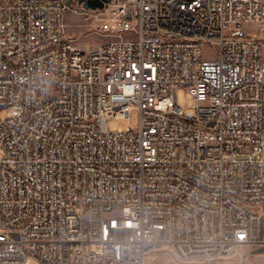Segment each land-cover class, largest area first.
Instances as JSON below:
<instances>
[{
    "label": "built area",
    "instance_id": "obj_1",
    "mask_svg": "<svg viewBox=\"0 0 264 264\" xmlns=\"http://www.w3.org/2000/svg\"><path fill=\"white\" fill-rule=\"evenodd\" d=\"M66 2L0 0V264L264 255V0Z\"/></svg>",
    "mask_w": 264,
    "mask_h": 264
},
{
    "label": "rangeland",
    "instance_id": "obj_2",
    "mask_svg": "<svg viewBox=\"0 0 264 264\" xmlns=\"http://www.w3.org/2000/svg\"><path fill=\"white\" fill-rule=\"evenodd\" d=\"M68 1V0H66ZM101 22L99 19V13L95 11L85 10L78 0H73V2L68 6L64 15V31L68 38L74 39L75 44L82 48L83 50H88L93 48L102 42L106 41L107 38L100 33L99 26ZM216 51L215 46L207 47L205 52L209 55ZM179 103L183 106L185 113L190 112L192 109L188 107L185 99V94L180 91ZM1 119L6 118V112L0 114ZM138 124V112L137 110L132 111L131 118L125 119H115L110 121V129L112 131L123 129L127 130L130 127H135ZM2 143L0 142V152H2ZM162 259L160 254H152L148 258V264H162ZM264 255L258 254L253 256H248L245 259L244 264H263Z\"/></svg>",
    "mask_w": 264,
    "mask_h": 264
},
{
    "label": "water",
    "instance_id": "obj_3",
    "mask_svg": "<svg viewBox=\"0 0 264 264\" xmlns=\"http://www.w3.org/2000/svg\"><path fill=\"white\" fill-rule=\"evenodd\" d=\"M85 10H102L104 8L105 0H78ZM71 1L68 0L66 5L69 6ZM256 253H261L262 249L255 251Z\"/></svg>",
    "mask_w": 264,
    "mask_h": 264
},
{
    "label": "flooded vegetation",
    "instance_id": "obj_4",
    "mask_svg": "<svg viewBox=\"0 0 264 264\" xmlns=\"http://www.w3.org/2000/svg\"><path fill=\"white\" fill-rule=\"evenodd\" d=\"M71 1V3L73 2V0H70Z\"/></svg>",
    "mask_w": 264,
    "mask_h": 264
}]
</instances>
